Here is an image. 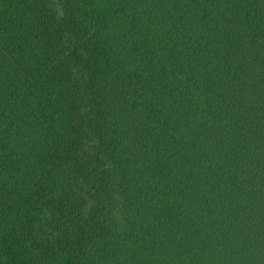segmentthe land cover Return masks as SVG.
Returning a JSON list of instances; mask_svg holds the SVG:
<instances>
[{"label":"trees","instance_id":"obj_1","mask_svg":"<svg viewBox=\"0 0 264 264\" xmlns=\"http://www.w3.org/2000/svg\"><path fill=\"white\" fill-rule=\"evenodd\" d=\"M0 264H264V0H0Z\"/></svg>","mask_w":264,"mask_h":264}]
</instances>
